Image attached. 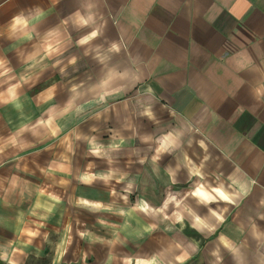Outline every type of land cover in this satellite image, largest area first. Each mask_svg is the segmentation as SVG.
Here are the masks:
<instances>
[{
    "label": "crops",
    "instance_id": "0c3cea01",
    "mask_svg": "<svg viewBox=\"0 0 264 264\" xmlns=\"http://www.w3.org/2000/svg\"><path fill=\"white\" fill-rule=\"evenodd\" d=\"M20 19L24 54L38 55L34 77L58 76L38 95L54 86V101L86 102V113L68 114L75 142L84 131L98 147L134 150V178L126 168L112 180L129 182L119 198L133 182L138 200L106 225L83 216L94 205L50 215L29 205L32 191L62 199L63 168L79 180V162L61 157L63 136L24 150L38 159L15 158L13 105H0V264H264V0H0L6 103L4 40ZM52 144L60 149L48 156ZM131 213L135 236L93 243V226L123 231Z\"/></svg>",
    "mask_w": 264,
    "mask_h": 264
},
{
    "label": "rangeland",
    "instance_id": "374dc122",
    "mask_svg": "<svg viewBox=\"0 0 264 264\" xmlns=\"http://www.w3.org/2000/svg\"><path fill=\"white\" fill-rule=\"evenodd\" d=\"M23 34L24 26L22 20L20 19V21L15 25V33L13 35L11 34L7 36L8 38L4 40L5 45H7L10 48V51L13 52L12 54L5 57L6 70H12L10 76L13 78L10 82L14 84V99L10 103H6L1 101L0 98V105H2L3 109L13 105V112H8V116H13V118L6 122V125H10L12 127V130H14V138L18 139L15 140V142H19L17 143L18 146L15 147V158L19 159L27 157L30 158V160H32V158H37L39 155L33 156L31 151L24 150H26L29 146L31 148L38 147L41 150L44 147V144H46L45 142L53 141L55 138L63 136L68 139L64 140L60 144V147L64 151L61 157L64 161L78 159L80 170L79 180L74 178L71 181L68 177H66V168H63L64 177L62 182V199H56V197L50 191H47L45 195L39 194L36 191H32L31 197L28 199V204L35 205V201H40V204L46 208V215H50L52 211H56V207L62 206V204L63 206L67 205L69 208L70 205L81 206L89 204L91 206L94 205L96 209L95 211L89 210L88 213L85 210L83 215L84 217L90 215L91 217L95 218V220L101 221L103 223L105 222V225L109 221H116L120 214L118 211V206L122 207L125 205L126 210L130 206H134L136 200H138L136 198L137 193L133 182L131 183V193H129V196L123 198L124 196L120 194L122 198H119L117 194V189H119V186H121L119 190H122L124 186L129 185V182L125 177L128 179L134 178V150L118 149L117 146L113 149L98 147V145L95 144V140L88 137L86 133H83L84 131L80 132V134L78 133V141H74L76 134L74 131L72 132V135L69 134V128L71 126L72 120L68 117V114L71 109L76 108L77 106L79 107V110L83 108L84 113H86V102H77L70 99L67 101L62 100L60 102H56L54 101V96L58 90H60V88H57L58 90L55 91L54 86H50L48 90L45 89L47 90L46 93L38 95L40 90L47 88L50 82H54L55 79H58V76H55L53 74L54 71H51L52 76H50V78L40 80L38 79V76L34 77L35 71L39 68L37 64L38 55L32 52L30 54L31 59H27L28 56L24 54V51L28 48L29 40H25ZM1 35L2 34L0 32V37L4 39V36ZM29 61L32 62L30 65V73L32 75L28 78H24L25 75H23V65H27V71H29ZM26 62L27 64H24ZM62 88L64 91L71 89L70 86ZM64 98H70V95H66V92H64L63 99ZM46 99L48 100L46 101ZM56 113L64 117L62 118L64 121V123L61 125L62 129L60 126H56V124L61 120L60 117H54ZM84 119L85 117L80 116L79 123ZM66 132H68V134ZM111 136L112 140L117 142L119 138L122 139L121 135L118 133L112 134ZM71 137L73 140H70ZM146 141L150 140L148 139ZM112 142L113 141H111V144ZM60 147L56 148L55 144H52L45 147L48 148L45 153L48 156H52L53 151L55 149H60ZM146 149L149 153V146L144 144V152H147L145 151ZM71 150H73V154L69 153ZM42 155H44V153ZM146 157L148 156L146 155ZM124 158H128L127 161H130L129 158H132L131 163L128 162L126 165ZM55 167L59 168L56 165ZM51 168L54 169V167ZM126 168L127 174H130V176H123L122 179L125 180V185L124 182H120L118 178L117 180H112V176L119 177V175L122 174ZM26 169H34V166L30 164L26 167ZM108 175H111L110 181L108 180ZM53 185L54 182L50 180L46 182L47 187ZM164 185L165 184L162 183V186ZM165 188L166 187L163 189ZM145 199L149 201L151 200L149 197L145 198V196L141 198V200ZM179 200L181 201V198L175 199V201ZM54 215L59 216L60 218L64 217V215L58 213V210ZM125 216H127V214H125ZM130 217H134V213L128 215L126 220L130 221V223L123 225V231L108 229L106 226L104 227L103 224H96L93 226L92 231L89 230L87 232L97 236H94L93 243L98 244L105 243V240L111 238V234L117 235V232L126 233L128 238L133 237L136 235L137 230L134 229L133 219L131 220ZM164 217H166V215H164ZM61 222L64 223L63 221ZM60 231L63 232V230ZM112 242H114V239Z\"/></svg>",
    "mask_w": 264,
    "mask_h": 264
},
{
    "label": "clouds",
    "instance_id": "9594fccd",
    "mask_svg": "<svg viewBox=\"0 0 264 264\" xmlns=\"http://www.w3.org/2000/svg\"><path fill=\"white\" fill-rule=\"evenodd\" d=\"M92 35L94 36V35H96V33H95V32H93V33H92Z\"/></svg>",
    "mask_w": 264,
    "mask_h": 264
}]
</instances>
